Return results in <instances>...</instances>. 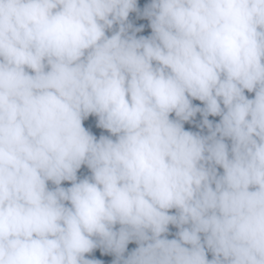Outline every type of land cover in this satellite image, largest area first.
I'll use <instances>...</instances> for the list:
<instances>
[{
    "label": "clouds",
    "instance_id": "clouds-1",
    "mask_svg": "<svg viewBox=\"0 0 264 264\" xmlns=\"http://www.w3.org/2000/svg\"><path fill=\"white\" fill-rule=\"evenodd\" d=\"M0 264H264V0H0Z\"/></svg>",
    "mask_w": 264,
    "mask_h": 264
},
{
    "label": "trees",
    "instance_id": "trees-1",
    "mask_svg": "<svg viewBox=\"0 0 264 264\" xmlns=\"http://www.w3.org/2000/svg\"><path fill=\"white\" fill-rule=\"evenodd\" d=\"M186 127H190V126L186 125ZM96 131L98 132L99 130H96ZM130 247H132V246L130 245ZM95 255L97 256V258H100V259H105V260L110 259V257H101L98 250L95 253Z\"/></svg>",
    "mask_w": 264,
    "mask_h": 264
}]
</instances>
